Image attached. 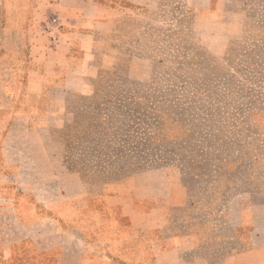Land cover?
Returning a JSON list of instances; mask_svg holds the SVG:
<instances>
[{"label":"rangeland","instance_id":"374dc122","mask_svg":"<svg viewBox=\"0 0 264 264\" xmlns=\"http://www.w3.org/2000/svg\"><path fill=\"white\" fill-rule=\"evenodd\" d=\"M121 5L80 79L0 104L21 187L104 264H264V0Z\"/></svg>","mask_w":264,"mask_h":264},{"label":"crops","instance_id":"0c3cea01","mask_svg":"<svg viewBox=\"0 0 264 264\" xmlns=\"http://www.w3.org/2000/svg\"><path fill=\"white\" fill-rule=\"evenodd\" d=\"M144 2L147 0H0V104L14 101L18 87L29 97L48 96V88L69 87L91 61L96 31L111 25L121 3ZM22 72L25 84L18 81ZM32 117L28 113L18 118ZM4 141L0 143V231L17 233L15 239L0 236V264H104L102 256H93L94 247L81 228L57 226L54 203H48L39 216L33 194L27 191L32 186L21 187L19 181L30 167L35 168V176L29 184L40 182L36 173L41 161L9 159ZM36 148L30 145L25 151L38 153ZM47 171L50 183L53 179ZM5 216H11L14 223L6 224ZM108 237L111 243L117 242L114 235Z\"/></svg>","mask_w":264,"mask_h":264},{"label":"built area","instance_id":"2783aa9c","mask_svg":"<svg viewBox=\"0 0 264 264\" xmlns=\"http://www.w3.org/2000/svg\"><path fill=\"white\" fill-rule=\"evenodd\" d=\"M52 20H53L54 22H56V21H57V19H56V18H53Z\"/></svg>","mask_w":264,"mask_h":264}]
</instances>
